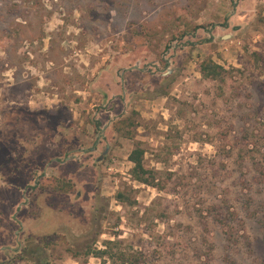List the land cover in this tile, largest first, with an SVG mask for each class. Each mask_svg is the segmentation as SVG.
I'll return each instance as SVG.
<instances>
[{
  "label": "rangeland",
  "instance_id": "374dc122",
  "mask_svg": "<svg viewBox=\"0 0 264 264\" xmlns=\"http://www.w3.org/2000/svg\"><path fill=\"white\" fill-rule=\"evenodd\" d=\"M4 63L0 264H264V0H0Z\"/></svg>",
  "mask_w": 264,
  "mask_h": 264
},
{
  "label": "crops",
  "instance_id": "0c3cea01",
  "mask_svg": "<svg viewBox=\"0 0 264 264\" xmlns=\"http://www.w3.org/2000/svg\"><path fill=\"white\" fill-rule=\"evenodd\" d=\"M5 66H7L6 63H4L2 66V67H4V70L2 72H0V76L4 75L6 77L7 69L5 68ZM25 68H28V67H25ZM30 68L32 69V71H30V73L23 71V75H22V78L20 80L16 79L15 81H13L11 83L5 82L4 84H0V89L3 92H5V94L12 93L15 98H24V99H28V100L31 99L33 101H36L37 104L39 103V101H44V100L54 101V98H55L54 74L51 73V71H49V69H47L45 76H43V75L39 76L38 74H36V77H33L34 76L33 73L35 71L38 72L40 70H39V68L34 67V66H31ZM64 68H66V66ZM41 79L46 80V83H45L46 85H41L42 84V83H40ZM5 80H7V79L5 78ZM39 86H41L40 90H38ZM43 86H46V88ZM44 94H45V96H43ZM13 96H11V97H13ZM30 103L33 104L31 101H30ZM2 215L0 213V219L2 218ZM3 216L4 217L2 219L4 221H11L12 220L10 214H8V215L4 214ZM9 231H10V228L7 227L3 223V221L2 222L0 221V245L5 242V239L10 234ZM23 231L24 230L21 229V230H18L16 232H19V234H21V233H23ZM19 239H20V237H19ZM0 249H3L2 251H0V253L4 254V255H0V256H2V257H0V260H6L8 258V256L10 258H12V255H10V253L12 252V247L6 249V246L5 247L1 246ZM6 252H7V254H6Z\"/></svg>",
  "mask_w": 264,
  "mask_h": 264
},
{
  "label": "trees",
  "instance_id": "16d2710c",
  "mask_svg": "<svg viewBox=\"0 0 264 264\" xmlns=\"http://www.w3.org/2000/svg\"><path fill=\"white\" fill-rule=\"evenodd\" d=\"M221 67L217 65L216 63L207 60L201 63V72L203 73L204 76L206 77H216L219 75V70ZM142 156H143V151L139 148L133 149L128 158L129 160L134 164L133 167V172L136 176V179L147 183V179L142 176L144 169L142 166Z\"/></svg>",
  "mask_w": 264,
  "mask_h": 264
},
{
  "label": "flooded vegetation",
  "instance_id": "af4514ba",
  "mask_svg": "<svg viewBox=\"0 0 264 264\" xmlns=\"http://www.w3.org/2000/svg\"><path fill=\"white\" fill-rule=\"evenodd\" d=\"M2 68H3V67H2ZM3 70H4V68H3ZM3 70H1V72H2ZM102 157H103V156H102ZM10 247H11V246H10ZM10 247H8V248H10ZM12 250H14L13 247H12ZM14 252H16V251H14Z\"/></svg>",
  "mask_w": 264,
  "mask_h": 264
}]
</instances>
